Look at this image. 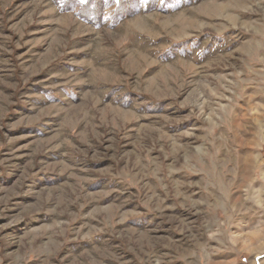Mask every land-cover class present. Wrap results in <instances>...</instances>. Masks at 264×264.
Returning a JSON list of instances; mask_svg holds the SVG:
<instances>
[{"label":"rangeland","instance_id":"1","mask_svg":"<svg viewBox=\"0 0 264 264\" xmlns=\"http://www.w3.org/2000/svg\"><path fill=\"white\" fill-rule=\"evenodd\" d=\"M61 1L0 0V264H264V0Z\"/></svg>","mask_w":264,"mask_h":264},{"label":"trees","instance_id":"2","mask_svg":"<svg viewBox=\"0 0 264 264\" xmlns=\"http://www.w3.org/2000/svg\"><path fill=\"white\" fill-rule=\"evenodd\" d=\"M165 0L158 7L156 0H62L60 8L64 11L76 9V13L86 22L95 26L102 25L104 21V10L112 7L109 16V25L115 26L119 21L134 16L139 12H146L154 8L166 10ZM174 1H172L173 3ZM171 3V4H172Z\"/></svg>","mask_w":264,"mask_h":264}]
</instances>
